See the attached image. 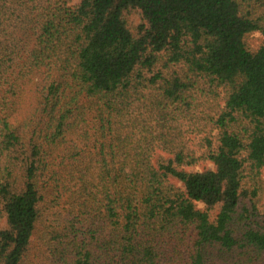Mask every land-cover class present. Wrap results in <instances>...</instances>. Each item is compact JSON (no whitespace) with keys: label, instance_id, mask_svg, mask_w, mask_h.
Instances as JSON below:
<instances>
[{"label":"trees","instance_id":"16d2710c","mask_svg":"<svg viewBox=\"0 0 264 264\" xmlns=\"http://www.w3.org/2000/svg\"><path fill=\"white\" fill-rule=\"evenodd\" d=\"M254 33L264 0H0V264H264Z\"/></svg>","mask_w":264,"mask_h":264},{"label":"rangeland","instance_id":"374dc122","mask_svg":"<svg viewBox=\"0 0 264 264\" xmlns=\"http://www.w3.org/2000/svg\"><path fill=\"white\" fill-rule=\"evenodd\" d=\"M134 20L135 22L140 23L141 21L140 16L139 15L135 16ZM263 43H264V36L260 33H254L246 38L247 47L251 52L258 50L263 45ZM206 166L212 167V164L207 162L201 163L200 166H198L193 170L202 171ZM4 227H6V219L2 218L0 219V229Z\"/></svg>","mask_w":264,"mask_h":264}]
</instances>
